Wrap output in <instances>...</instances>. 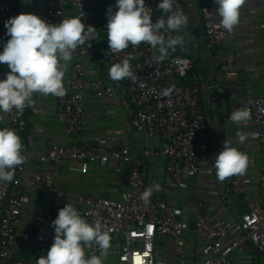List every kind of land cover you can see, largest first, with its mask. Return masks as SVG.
<instances>
[{
	"label": "built area",
	"instance_id": "obj_1",
	"mask_svg": "<svg viewBox=\"0 0 264 264\" xmlns=\"http://www.w3.org/2000/svg\"><path fill=\"white\" fill-rule=\"evenodd\" d=\"M33 0H0V48L4 44V23L16 5ZM43 4L40 18L49 24L63 19L79 17L87 27H96L94 2L104 1L106 10L115 11V0H36ZM200 7L205 42L217 49L223 70L233 68L236 55L224 48L227 31L219 23L213 0H194ZM159 0H145L152 11L153 22L166 19L171 13L157 9ZM189 0H175L173 11L186 14ZM260 28L264 31V21ZM183 31L165 33L166 38L180 36ZM97 34L87 36L85 43L77 47L68 61V92L57 97L55 118L63 126L65 140L61 143L41 139V149L32 153L24 148L23 133L31 141L33 115L37 108L25 106L21 111L7 113V123L19 136L25 163L16 167L13 182L0 183V264H21L16 261V246L22 243L37 260L46 255L54 232L52 221L58 210L72 204L90 223L97 221L102 231L110 235L107 257H114L119 264H232L231 254L264 257V206L247 195L248 188L256 186L264 191V166L251 177L245 172L235 174L230 190L244 195L248 212L239 221L221 217L214 206L196 215L193 222L194 246H188L190 222L187 209L169 200L171 193L188 191L190 183L200 174L208 154L207 123L200 107L201 86L193 69L192 60L181 45L168 49L161 62L154 56L160 54L147 43L129 45L119 53L111 54L108 46L95 45ZM127 59L136 77L113 81L109 77L89 78L86 75L93 63L101 62L108 70L113 63ZM171 88L169 96H162L164 89ZM86 93L97 99L117 104L120 94L127 95L131 108V124L134 131L150 143L139 153L129 146L114 147L101 152L96 145L80 144L79 136L84 129V97ZM250 109L248 120L255 128L256 141L264 148V99L251 96L244 103L229 104L232 114L239 109ZM30 110V113L28 111ZM161 159L164 163L163 188L160 195H152L144 204L140 195L147 189L148 166L146 161ZM68 162L78 165L85 174L92 165L110 162L127 165L128 190L124 200L92 197L83 194L67 196L58 184L61 166ZM33 194L40 201V210L26 209L24 194ZM196 240V243H195ZM85 258L100 256L96 245L85 248Z\"/></svg>",
	"mask_w": 264,
	"mask_h": 264
},
{
	"label": "crops",
	"instance_id": "obj_2",
	"mask_svg": "<svg viewBox=\"0 0 264 264\" xmlns=\"http://www.w3.org/2000/svg\"><path fill=\"white\" fill-rule=\"evenodd\" d=\"M213 7L217 15L216 5ZM43 4L33 0L16 5L10 14L15 17L21 13L34 14L40 18ZM188 23L180 33L186 55L193 62L192 72L201 86L200 107L207 123L208 154L203 163L200 174L190 183L188 191L171 193L169 200L187 209L190 222L188 246H194L195 235L193 222L197 214L202 213L209 206H214L221 217L237 222L242 214L248 212L244 195H236L230 190V182L235 174L220 180L215 169V156L223 150L224 141L230 142L248 157L245 173L251 177L264 166V148L256 141V137L249 135L243 142L236 139L237 132L255 133L254 126L234 124L230 119L229 104L244 103L251 96L264 99V31L260 28L264 21V0H245L241 7L238 25L231 33L227 32L224 48L236 55L233 68L223 70L219 63L218 51L211 50L205 42L200 7L194 0H189L185 7ZM9 17V18H10ZM219 19V18H218ZM4 43L7 41L6 29ZM4 45V44H3ZM3 46L0 48L2 50ZM216 50V49H215ZM61 63H64L61 61ZM68 64V62H67ZM9 71L6 64L0 65V79ZM108 68L101 62L89 66L86 77V88L89 78L99 76L108 79ZM68 66L65 70L63 85L65 94L68 92ZM57 97L34 93L31 108H37L39 113L33 115L32 123L28 125L32 130L31 141L26 140L27 130L23 133L24 148L32 153L41 149V139L61 143L65 140L63 126L55 118ZM84 129L78 138L80 144L96 145L101 152H109L111 148L129 146L135 153H139L145 145L158 146L157 141H146L137 134L131 124L132 113L127 95L120 94L117 104L109 100L97 99L89 93L84 97ZM0 128L10 129L6 114H0ZM11 130V129H10ZM148 166L147 188L159 185L152 195H160L163 188L164 163L161 159L146 161ZM62 172L58 175V184L64 188L67 196L83 194L92 197H105L124 200L128 190V166L110 162L106 165L96 163L89 171L81 174L78 165L68 162L61 166ZM247 195L254 197L264 206V191L256 186L248 188ZM26 209L40 210V201L33 194H24ZM196 243V240H195ZM86 256V251H85ZM16 261L21 264H35L31 249L17 243ZM232 264H264V257L254 254L244 257L231 254ZM103 264H119L114 257H108Z\"/></svg>",
	"mask_w": 264,
	"mask_h": 264
},
{
	"label": "clouds",
	"instance_id": "obj_3",
	"mask_svg": "<svg viewBox=\"0 0 264 264\" xmlns=\"http://www.w3.org/2000/svg\"><path fill=\"white\" fill-rule=\"evenodd\" d=\"M174 3L175 0H159L157 9L171 14L153 22L152 11L145 0H115L116 10L112 7L106 10L108 51L119 53L129 45L147 43L160 54L154 56L156 62L163 61L168 49L183 43L181 36L166 38L165 33L186 28L188 23L183 12L173 11ZM214 3L219 23L231 33L239 23L245 0H214ZM4 28L8 39L0 50V65L6 64L9 71L0 79V114L31 106L34 93L63 97L67 62L87 36L95 32L91 26L85 31L86 26L79 17L49 24L34 14L24 13L10 17ZM108 76L113 81L136 80L127 59L113 63ZM171 91L166 88L161 95L169 96ZM250 118L251 111L247 108L236 110L229 117L234 124L241 125H246ZM249 135L255 137L257 134L237 132L236 139L243 143ZM21 150L22 143L15 131L0 128V183L14 181L16 167L25 163ZM247 164V155L225 140L223 150L215 156L214 166L217 177L223 180L233 174H243ZM158 188L159 185L147 188L140 200L148 204L154 189ZM51 223L53 242L46 255H41L35 264H103L102 258L108 255L111 238L109 233L102 231L99 221L90 223L78 208L65 203ZM92 245L98 246L100 256L85 258V248Z\"/></svg>",
	"mask_w": 264,
	"mask_h": 264
},
{
	"label": "trees",
	"instance_id": "obj_4",
	"mask_svg": "<svg viewBox=\"0 0 264 264\" xmlns=\"http://www.w3.org/2000/svg\"><path fill=\"white\" fill-rule=\"evenodd\" d=\"M94 11L96 14L95 20H96V27H95V32L97 34L96 40H95V45L97 47L106 45L107 44V18L104 16V10L106 9L105 2L104 1H97L94 2ZM217 52L218 50L216 49H211ZM190 74H193L192 70ZM200 85V82H198ZM30 113V110L28 111ZM25 147V146H24Z\"/></svg>",
	"mask_w": 264,
	"mask_h": 264
}]
</instances>
